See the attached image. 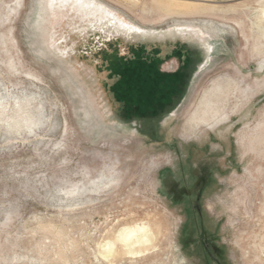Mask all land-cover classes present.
<instances>
[{
	"label": "rangeland",
	"instance_id": "rangeland-1",
	"mask_svg": "<svg viewBox=\"0 0 264 264\" xmlns=\"http://www.w3.org/2000/svg\"><path fill=\"white\" fill-rule=\"evenodd\" d=\"M96 1L0 0V264H264V0Z\"/></svg>",
	"mask_w": 264,
	"mask_h": 264
},
{
	"label": "flooded vegetation",
	"instance_id": "flooded-vegetation-1",
	"mask_svg": "<svg viewBox=\"0 0 264 264\" xmlns=\"http://www.w3.org/2000/svg\"><path fill=\"white\" fill-rule=\"evenodd\" d=\"M71 2L73 6H75L77 9L86 10V11H82L85 14L87 13L98 14V16H100L99 17L100 21H102L103 19H106L108 23L112 25V27L120 28L125 33L126 37H130L131 34L144 35V33L141 32L139 29L129 25L127 22L117 17L113 12L102 11L101 6H99L100 4L99 5L98 4H94V5L87 4L89 5V7H87L86 5H83V4L78 5V0H73ZM177 29L178 31H180V34L182 35L185 32H187V30L194 31L192 30V27H189V29H187L186 27H181ZM144 73H146L147 78L149 79L151 78L150 80H152V82L157 81L156 82L157 84L156 86H154L155 87L154 90L151 93H149L147 97L146 96L144 97V98H147L148 102L146 103L147 105L142 103L145 106V108L143 107L141 109L142 111L146 109V112H143L145 114L154 113L158 111L161 112L165 109V107L169 105L170 101H172V98L174 97L175 92L173 91V85L176 83V80L172 76L171 73H168L166 76H164L163 80L157 79L156 77L152 75L149 77L150 72H148V70L144 71ZM193 169L194 168L191 166L189 162H188V165L186 166L183 165L182 169L180 168V171H177L174 168L172 169L170 168L169 174L171 176V180L172 182H176V186H175L176 194H183V193L188 192L189 194L192 193V196H194V194L196 193V188H198L197 187L198 184L196 185V182L198 179H199V182L201 181H200V177L195 176L194 172L192 171ZM206 178H208L207 175L204 176L203 179H206ZM203 184L204 185L201 188L199 187V191L202 193H204V191L207 188H209L208 186L210 183L205 182ZM180 199L181 201H183V204L187 205L186 199H188V197L181 195ZM200 201H201V198H200ZM199 206H200L199 203L191 204L190 214H189L190 223L193 222V225L195 224L198 227L201 226V223H202L201 221L203 219V214L197 213V211H199L200 209Z\"/></svg>",
	"mask_w": 264,
	"mask_h": 264
},
{
	"label": "bare ground",
	"instance_id": "bare-ground-1",
	"mask_svg": "<svg viewBox=\"0 0 264 264\" xmlns=\"http://www.w3.org/2000/svg\"><path fill=\"white\" fill-rule=\"evenodd\" d=\"M59 1H61V0H59ZM69 1H73V0H63V3L64 2H69ZM48 2V1H47ZM54 3V2H53ZM80 4H83V5H86L87 7H89V5H87V4H90V5H94V4H98L97 3V1L96 0H78V5H80ZM55 6H56V4H55ZM53 8H55V7H53ZM50 13V12H49ZM55 13V12H54ZM48 16V15H47ZM58 17V16H57ZM52 18H53V16H52ZM2 19L3 20H5L6 19V13L4 14V16H2ZM46 19V18H45ZM55 18H53V20H54ZM52 20V19H51ZM52 20V21H53ZM50 21V20H49ZM55 21V20H54ZM57 21V20H56ZM55 21V22H56ZM52 24V23H51ZM55 23H53L52 25H54ZM189 27H192V26H187L186 28L187 29H189ZM45 28H47V27H45ZM185 29V28H184ZM186 29V30H187ZM187 31H189V30H187ZM51 32V31H50ZM180 31H178V33H179ZM7 34V37H6V41H7V43H10V35H9V33H6ZM209 46V45H208ZM212 50H213V48H212ZM214 100V99H213ZM216 101H217V99H216ZM216 101H214V103H216ZM210 102V101H209ZM216 105H217V103H216ZM214 107V106H213ZM211 108V107H210ZM216 109V108H215ZM220 109V108H219ZM220 111V110H219ZM223 113V112H222ZM210 115H213L214 117H215V120L216 121H218L219 120V118H220V115H218V112L217 111H212V110H209V109H203V110H201V111H199L198 112V110H197V112H194V114H193V116L190 118V123L191 122H199V124H202L204 127L206 126L207 127V125H209V123H208V120H207V117L208 116H210ZM127 127V126H126ZM135 232H141V229H136V230H125V231H123V233H122V239L123 240H129L131 237H133L134 236V233ZM130 254H132V253H130ZM134 255V254H133Z\"/></svg>",
	"mask_w": 264,
	"mask_h": 264
},
{
	"label": "crops",
	"instance_id": "crops-1",
	"mask_svg": "<svg viewBox=\"0 0 264 264\" xmlns=\"http://www.w3.org/2000/svg\"><path fill=\"white\" fill-rule=\"evenodd\" d=\"M151 74V73H150Z\"/></svg>",
	"mask_w": 264,
	"mask_h": 264
}]
</instances>
